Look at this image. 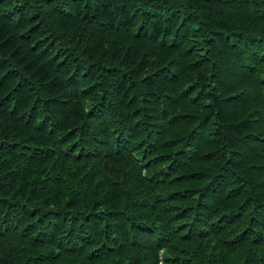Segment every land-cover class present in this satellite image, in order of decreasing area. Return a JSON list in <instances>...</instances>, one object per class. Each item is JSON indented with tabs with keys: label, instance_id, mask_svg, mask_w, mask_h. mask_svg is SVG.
<instances>
[{
	"label": "trees",
	"instance_id": "obj_1",
	"mask_svg": "<svg viewBox=\"0 0 264 264\" xmlns=\"http://www.w3.org/2000/svg\"><path fill=\"white\" fill-rule=\"evenodd\" d=\"M0 264H264V0H0Z\"/></svg>",
	"mask_w": 264,
	"mask_h": 264
}]
</instances>
